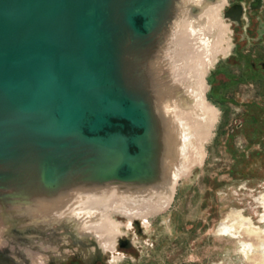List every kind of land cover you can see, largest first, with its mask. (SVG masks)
Instances as JSON below:
<instances>
[{"label": "water", "instance_id": "obj_1", "mask_svg": "<svg viewBox=\"0 0 264 264\" xmlns=\"http://www.w3.org/2000/svg\"><path fill=\"white\" fill-rule=\"evenodd\" d=\"M216 1L0 0V264L102 256L100 192L163 182L157 106L191 100L173 74L213 58Z\"/></svg>", "mask_w": 264, "mask_h": 264}, {"label": "rangeland", "instance_id": "obj_2", "mask_svg": "<svg viewBox=\"0 0 264 264\" xmlns=\"http://www.w3.org/2000/svg\"><path fill=\"white\" fill-rule=\"evenodd\" d=\"M224 9L230 49L217 54L202 77L205 98L219 110L203 163L178 180L165 211L138 219L140 231L133 220L108 211L122 224L120 237H130L133 245L128 252L103 250L107 264H264V144L248 145L239 130L232 142L228 137L234 118L264 107V70L245 58L264 60V41L232 51L235 29Z\"/></svg>", "mask_w": 264, "mask_h": 264}, {"label": "bare ground", "instance_id": "obj_3", "mask_svg": "<svg viewBox=\"0 0 264 264\" xmlns=\"http://www.w3.org/2000/svg\"><path fill=\"white\" fill-rule=\"evenodd\" d=\"M226 4L227 0H217L205 9L209 27L217 31L212 49L213 58H209V54L187 53L184 69L173 74L177 81L185 84L191 100H188L186 96L173 100L171 104L168 103L171 100L168 101L164 96L159 100L157 107L166 128L163 182L154 187L144 188L140 192L124 193L113 187L100 192L105 198L102 204L103 224L108 231L102 244L110 251H114L117 247L116 238L117 235L122 234L120 229L122 224L108 214L109 210L116 216L125 215L129 221L135 218L146 220L148 217H153L170 206L178 180L189 176L195 167L203 163L206 155L205 145L213 136L219 110L205 98L204 93L208 85L202 77L214 63L217 54L227 53L230 49L229 39H224L229 32H227L228 25L222 22L221 16V9ZM175 29L181 48L191 39V30L186 19L176 22ZM223 43L228 45V49L224 48ZM241 222L245 226L250 225L247 219H241Z\"/></svg>", "mask_w": 264, "mask_h": 264}, {"label": "flooded vegetation", "instance_id": "obj_4", "mask_svg": "<svg viewBox=\"0 0 264 264\" xmlns=\"http://www.w3.org/2000/svg\"><path fill=\"white\" fill-rule=\"evenodd\" d=\"M224 8V13L232 18L231 25L235 29L233 37L235 42L232 46V51L241 50L244 46H252L264 41V0H228L227 6ZM245 53H249L248 48L245 49ZM245 58H248V64L253 69L261 68L264 70V60L258 55H255L258 60L247 56ZM216 97L220 100L223 98L221 93H218ZM233 122L234 127H231L228 131L229 143L234 138V131L239 130L243 132V137L247 140L248 145L264 144V107L261 109L257 107L246 109L242 116L234 118ZM135 227L140 231L138 222L135 223ZM132 245L130 237H121L117 240L115 250L119 248L128 252V250L132 249ZM47 264H107V262L103 256L96 257L88 262L81 257L70 254L60 262H48Z\"/></svg>", "mask_w": 264, "mask_h": 264}]
</instances>
